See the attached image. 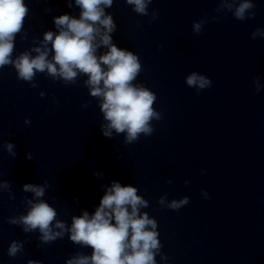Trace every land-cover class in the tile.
<instances>
[{
	"label": "water",
	"instance_id": "95a60500",
	"mask_svg": "<svg viewBox=\"0 0 264 264\" xmlns=\"http://www.w3.org/2000/svg\"><path fill=\"white\" fill-rule=\"evenodd\" d=\"M24 2L13 59L43 48L44 32L56 31L53 16L80 12L74 0ZM251 2L243 20L233 15L240 0H150L146 14L126 0L105 8L112 42L138 57L132 83L155 95L152 132L132 142L124 132L102 134L100 98L86 74L65 82L35 72L27 81L11 63L0 66V264L90 255L67 229L72 216L94 211L113 180L134 185L147 201L140 211L156 221V264H264V0ZM106 50L101 45L97 55ZM192 72L210 86L188 85ZM25 183L43 186V196L24 191ZM36 199L56 210L62 237L44 242L39 229L9 222ZM13 241L21 247L9 256Z\"/></svg>",
	"mask_w": 264,
	"mask_h": 264
},
{
	"label": "clouds",
	"instance_id": "9594fccd",
	"mask_svg": "<svg viewBox=\"0 0 264 264\" xmlns=\"http://www.w3.org/2000/svg\"><path fill=\"white\" fill-rule=\"evenodd\" d=\"M149 2L126 0L140 14H146ZM74 3L80 9L79 15L62 13L53 16L56 31L44 32L43 48L33 49L36 55L24 52L13 59L14 38L22 28L28 8L24 0H0V66L11 63L18 78L27 81L35 72L46 71L53 78L60 77L65 82L73 81L78 73L86 74L85 83L90 86V94L100 98V108L106 121L101 126L103 135L110 137L113 130L124 132L126 142H132L140 133L150 134L149 121L158 117L152 107L155 95L149 89L132 83L140 71L137 55L112 42L110 33L114 31L115 24L111 14L105 12L112 0H74ZM71 6L69 3L68 7ZM253 7L251 0H240L233 15L243 20L246 10ZM193 28L198 31L200 24L194 23ZM101 45L107 50L97 55ZM49 52L52 54L50 59ZM185 79L188 85L198 88L211 83L195 72ZM13 147L11 142L5 144L6 150L15 156ZM22 188L37 198L44 194L43 186L37 184L25 183ZM187 199L173 200L168 207L177 209ZM28 203L30 206L24 214L8 218L10 223L21 224L25 232L39 229L40 239L44 242L63 236L65 224L55 220L56 210L49 203L43 199ZM146 206L147 201L137 194L134 185L111 181L91 214L83 210L80 215L72 216L67 229L68 238L90 247L92 251L90 255L67 259L66 264H156L154 256L161 245L155 219L140 211ZM20 247L13 241L7 254L15 256ZM28 264L39 262L29 260Z\"/></svg>",
	"mask_w": 264,
	"mask_h": 264
}]
</instances>
